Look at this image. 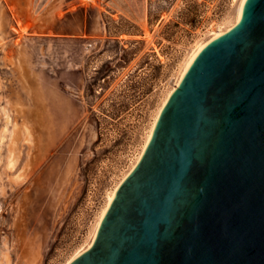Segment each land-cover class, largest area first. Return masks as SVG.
I'll use <instances>...</instances> for the list:
<instances>
[{"label":"rangeland","instance_id":"1","mask_svg":"<svg viewBox=\"0 0 264 264\" xmlns=\"http://www.w3.org/2000/svg\"><path fill=\"white\" fill-rule=\"evenodd\" d=\"M232 0H0V264H63ZM206 35V36H205ZM205 36V37H204Z\"/></svg>","mask_w":264,"mask_h":264},{"label":"water","instance_id":"2","mask_svg":"<svg viewBox=\"0 0 264 264\" xmlns=\"http://www.w3.org/2000/svg\"><path fill=\"white\" fill-rule=\"evenodd\" d=\"M69 264H264V0L190 63Z\"/></svg>","mask_w":264,"mask_h":264},{"label":"bare ground","instance_id":"3","mask_svg":"<svg viewBox=\"0 0 264 264\" xmlns=\"http://www.w3.org/2000/svg\"><path fill=\"white\" fill-rule=\"evenodd\" d=\"M232 2L234 5L233 12L227 14L219 24L215 25V27L213 29H211V31H208L207 36L206 35H205L206 37L204 36L205 38H202L199 41H197L188 50V52L185 54V57L183 58L182 62L180 63V65L176 71L175 78H173V80H172L173 84L170 86L169 89H167L165 91L162 102H161L160 106L158 107V109L156 110V112L153 116V119H152L151 124L149 126V129L145 135L144 141L141 145V148H140L138 154L133 159L131 165L129 166L128 171H126V173L122 175L119 182H117L116 185L114 186V188L111 190V192H109V194H107L106 199H105V203H104L102 209L100 210V212L97 216L95 224L92 227L91 233L89 235L90 238H89V241L87 242L86 247L82 250H78V251H75L74 253H72L71 256L69 258H67V260L63 264L71 263L79 255H81L83 252H85L87 249H89L91 247V245L93 244V241L96 237L97 230L99 228V225H100L110 203L112 202L117 189L120 187V185L123 183V181L128 177V175L132 172V170L135 168L137 163L140 161L163 107L165 106L166 102L168 101V99H169L170 95L173 93V91L178 87V85H179L181 79L183 78L187 68L189 67L190 63L193 61V59L196 57V55L207 44H209L214 39L220 37L221 35H223L227 31H229L240 20L243 4H244L245 0H232ZM41 254H42V252H41L40 248H36L34 246V244H32L31 242H26L25 248H24V254L21 258L22 259L21 261L23 264H37L40 261Z\"/></svg>","mask_w":264,"mask_h":264}]
</instances>
